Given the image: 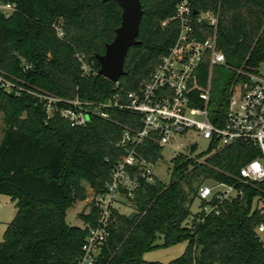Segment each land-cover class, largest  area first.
I'll list each match as a JSON object with an SVG mask.
<instances>
[{"label":"trees","instance_id":"trees-1","mask_svg":"<svg viewBox=\"0 0 264 264\" xmlns=\"http://www.w3.org/2000/svg\"><path fill=\"white\" fill-rule=\"evenodd\" d=\"M0 3L16 5L10 17L0 13V76L25 90L16 96L0 88L5 124L0 194L10 197L16 209L0 240V264H78L86 226L95 224L97 209L89 203L88 213L81 216L82 228L67 224L66 211L86 199L83 181L95 194L106 189L113 165L126 154L117 145L120 135L136 118L112 111L109 120L93 117L84 126H71L57 111L47 114L43 101L30 92L63 100H106L114 83L83 74L79 58L98 71L95 56L103 54L105 44L114 38L121 10L114 1L100 0ZM140 3L139 44L128 50L125 75L119 78L125 90H136L148 78L178 33L175 21L161 25L174 16V0ZM193 7L218 15L217 46L225 62L213 68L209 111L222 114L230 89L243 78L239 72L256 73L264 61V0H200ZM193 18L199 39L212 34L213 28ZM206 70L204 64L200 83ZM194 150L192 146L170 160L168 183L159 179L142 183L132 199L136 216L131 221L129 214L112 210L109 237L95 264H164L142 259L146 251L159 247L158 237L163 247L187 243L179 257L165 264H264V243L255 231L264 222V183H238L240 167L255 153L234 145L189 158ZM138 151L148 161L161 158V149L148 142ZM206 180L234 185L242 195L216 204L217 215L202 211L192 215L197 188Z\"/></svg>","mask_w":264,"mask_h":264},{"label":"built area","instance_id":"built-area-1","mask_svg":"<svg viewBox=\"0 0 264 264\" xmlns=\"http://www.w3.org/2000/svg\"><path fill=\"white\" fill-rule=\"evenodd\" d=\"M175 14L161 25L175 21L178 25L176 39L167 53L161 56L148 78L136 90L120 88L114 83V92L104 101L81 100L74 97L63 100L49 94L30 92L43 101L47 114L57 111L71 126H84L91 118L109 120L111 112H126L135 116L131 126L126 127L117 143L125 148V156L112 167L109 182L101 193H93L90 203L97 209L95 224L87 225L88 234L81 247L78 264H95L101 247L109 237L110 214L118 205H132L134 193L142 183L153 184L157 178L156 163L146 160L138 149L145 143L164 147L175 144V157L186 154L195 146L189 158L207 153L210 156L220 149L238 145L251 150L255 157L240 167L239 184L264 183V75L240 71L242 80L230 89L224 113L210 112L209 102L213 68L223 66L224 54L218 49L216 27L218 15L210 10L199 12L193 2L200 0H174ZM193 10L197 11L193 15ZM16 12L14 3H0V13L10 17ZM213 28L211 35L198 38L194 18ZM58 35L61 36L57 29ZM81 61L83 74H96L92 65ZM206 64L205 79L200 83L201 69ZM0 88L14 91L19 96L25 90L0 76ZM58 104L65 106L58 109ZM138 124V128L135 125ZM185 143L178 139L193 137ZM206 142V149L198 153V140ZM205 156V157H206ZM198 160L200 163L204 158ZM160 180V179H159ZM203 182L195 199L204 203L199 212L219 213L216 204L232 202L242 193L234 185L224 182ZM212 200L215 201L211 205ZM264 233V222L256 229Z\"/></svg>","mask_w":264,"mask_h":264},{"label":"rangeland","instance_id":"rangeland-1","mask_svg":"<svg viewBox=\"0 0 264 264\" xmlns=\"http://www.w3.org/2000/svg\"><path fill=\"white\" fill-rule=\"evenodd\" d=\"M261 75H264V66H262L259 70ZM5 124L2 120V115L0 114V143L4 134ZM194 139L193 137H186L185 139H178L179 142L185 143L187 140ZM198 140V153L205 151L206 149V142L204 140ZM174 145L166 146L161 151V158L156 163L155 173L157 178H159L162 182L168 183L170 180V168L171 162L170 160L176 154V150L174 149ZM205 184L210 185L208 181H204ZM82 184L84 185L85 192H86V199L84 201H75L72 207L67 209L66 211V222L70 226H75L82 228L83 223L81 221V216L86 215L89 211V203L93 196V191L89 188V186L83 181ZM200 210V201L197 199L194 200L190 207L191 214H195ZM118 211L121 214H129L132 212L131 205L128 204H120L118 205ZM16 214L15 203L11 200L10 197L1 195L0 194V240L2 235L6 229L8 223L12 221ZM191 218H189L188 223ZM258 237L264 243V233H259ZM163 243L162 237H158L155 242V245L159 246L155 249L146 251L142 255V259L147 262H160V263H168L171 260L176 259L179 257L186 247V242L182 241L176 243L172 246L163 247L161 244Z\"/></svg>","mask_w":264,"mask_h":264},{"label":"water","instance_id":"water-1","mask_svg":"<svg viewBox=\"0 0 264 264\" xmlns=\"http://www.w3.org/2000/svg\"><path fill=\"white\" fill-rule=\"evenodd\" d=\"M100 1L102 3L114 1L121 10L120 25L115 29L114 38L110 43L105 44L103 54L95 56L99 64L96 75L116 83L125 75L124 60L128 50L139 44L137 35L143 11L140 0ZM196 14L197 11L193 10V15ZM135 216L136 212L132 211L127 218L131 221Z\"/></svg>","mask_w":264,"mask_h":264}]
</instances>
